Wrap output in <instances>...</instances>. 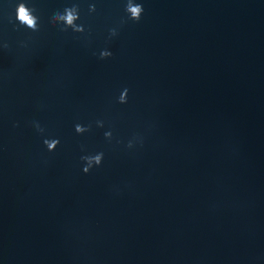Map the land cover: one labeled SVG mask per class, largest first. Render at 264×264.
Wrapping results in <instances>:
<instances>
[{
    "label": "water",
    "instance_id": "95a60500",
    "mask_svg": "<svg viewBox=\"0 0 264 264\" xmlns=\"http://www.w3.org/2000/svg\"><path fill=\"white\" fill-rule=\"evenodd\" d=\"M126 2L0 0V264H264V0Z\"/></svg>",
    "mask_w": 264,
    "mask_h": 264
},
{
    "label": "clouds",
    "instance_id": "9594fccd",
    "mask_svg": "<svg viewBox=\"0 0 264 264\" xmlns=\"http://www.w3.org/2000/svg\"><path fill=\"white\" fill-rule=\"evenodd\" d=\"M90 11H95V7L91 6ZM125 11L128 15V18L134 22H139L141 19V16L144 12L143 6L140 3H136L135 0H127L126 6H125ZM34 9L28 8L25 3L21 2L17 5L16 7V20L18 23L22 26H25L26 28L32 30V31H38V17H36L34 14ZM79 19V11L78 8L73 6L70 8H65L63 14L60 13H55L54 18H53V23L54 24H62L64 27L61 29V31H66L67 29L71 28L74 32L77 33H82L84 31V28L82 26L77 25V20ZM117 33L113 29L111 30V35L115 36ZM7 47V45H5ZM112 55L111 52L109 51H102L100 53V58L105 59L108 58ZM127 96H128V89L125 88L120 96L118 102L120 104H126L127 103ZM102 126V124L100 125ZM35 127L37 128L38 131L43 132V129L40 128L39 124H35ZM75 130L78 134H82L88 129L85 127L77 124L75 126ZM106 137L110 138L111 133H106ZM44 145L46 146L47 150L49 152L54 151L58 144L59 140L57 139H45L43 141ZM129 147H132L131 143L128 145ZM85 166L83 167V172L88 173L90 169L93 168V165L95 166H100L102 163L103 159V153H99L93 156H84L81 158Z\"/></svg>",
    "mask_w": 264,
    "mask_h": 264
}]
</instances>
